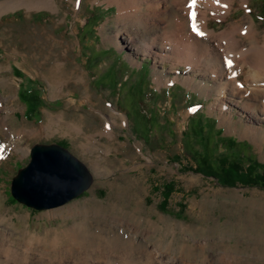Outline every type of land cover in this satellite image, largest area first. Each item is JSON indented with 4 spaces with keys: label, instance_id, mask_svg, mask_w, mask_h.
<instances>
[{
    "label": "rangeland",
    "instance_id": "374dc122",
    "mask_svg": "<svg viewBox=\"0 0 264 264\" xmlns=\"http://www.w3.org/2000/svg\"><path fill=\"white\" fill-rule=\"evenodd\" d=\"M56 2L55 11L0 13V117L8 126L0 145L14 142L0 160V217L13 244L31 248L36 264L72 263L82 243L116 259L144 262L146 249L158 248L189 264H264V188L249 185L245 171L264 166V117L250 121L234 104L221 109L216 92L195 86L213 88V78L138 51L166 19L144 11L143 29L117 22L118 7L106 0ZM164 3L175 18L174 4ZM248 13L264 31V0L236 1L226 20L209 13V28ZM118 35L139 41L121 48ZM158 77L171 82L160 86ZM34 144L68 149L93 174L90 188L49 209L18 202L11 182ZM235 161L237 182L212 176Z\"/></svg>",
    "mask_w": 264,
    "mask_h": 264
},
{
    "label": "bare ground",
    "instance_id": "6f19581e",
    "mask_svg": "<svg viewBox=\"0 0 264 264\" xmlns=\"http://www.w3.org/2000/svg\"><path fill=\"white\" fill-rule=\"evenodd\" d=\"M106 1L109 5L118 7L117 22H123L125 26L137 24L139 28L141 26L143 29L147 28L145 23L148 17L145 18V14L142 13L144 11H147L148 16L166 19L167 25L162 29L163 31L150 40H146L143 45L140 44L137 50L145 55L150 54L161 63L162 61L172 62L173 69L183 62L190 67L192 73H197L199 77L210 76L214 80L213 88L208 85H195L193 77H188L183 82L190 87L195 85L200 89L216 92V105L219 104L221 109L229 108L231 104H234L241 107L245 113H250V121L262 120L264 117V31L257 28L249 13L242 18V21L230 23L221 31L210 29L208 24L209 13H212L216 19L226 20L233 13L236 1L248 7L250 0H169L175 6L176 15L172 19L169 15L170 10L164 3L165 0ZM77 4L79 5L80 2ZM17 7L30 10L47 8L55 11L58 4L56 0H5L0 2V13ZM161 7L164 8L161 10ZM173 19L175 21L172 22ZM137 39L128 37L125 42H121L118 35L113 38V41L122 48L126 43L138 42L139 39L138 41ZM132 61L136 63L134 59ZM65 81L61 84L55 82L56 88H62ZM164 81L169 83L171 79L166 81V79L157 78L160 86L164 85ZM3 100H6V97L0 95V107ZM2 127H8L7 116L0 117V129ZM10 132L11 135L14 133ZM12 145L14 142H8V140L0 145V160L6 156L5 152ZM3 221L4 219L0 217V264H36L31 248H25L23 251V248L13 244L10 239L13 230L9 232L7 228H4ZM6 231H8L7 234ZM137 233L138 230L131 232L133 236ZM82 244L86 250L84 253L79 252L73 258L74 260L72 259L73 264H160L161 261L162 264L163 262L164 264H189L183 259L167 255L166 257L165 253L158 248L155 252L150 248L146 249L149 254L142 262L128 255L120 259H116L113 254L96 255L95 250H91L87 244ZM67 258L61 257L55 264H72L66 261ZM38 262L43 264L42 258H39Z\"/></svg>",
    "mask_w": 264,
    "mask_h": 264
},
{
    "label": "water",
    "instance_id": "95a60500",
    "mask_svg": "<svg viewBox=\"0 0 264 264\" xmlns=\"http://www.w3.org/2000/svg\"><path fill=\"white\" fill-rule=\"evenodd\" d=\"M30 153L11 182V194L20 203L38 210L58 207L93 183L88 167L60 144H34Z\"/></svg>",
    "mask_w": 264,
    "mask_h": 264
},
{
    "label": "trees",
    "instance_id": "16d2710c",
    "mask_svg": "<svg viewBox=\"0 0 264 264\" xmlns=\"http://www.w3.org/2000/svg\"><path fill=\"white\" fill-rule=\"evenodd\" d=\"M252 161V159H251ZM239 161H235L233 162V164H231V166H229L228 168L224 167V170L222 171L221 174H214L212 176H214L215 178L217 177H221L222 181L220 183L224 184H230V183H235L237 182L236 179L240 180V178H237V176L239 175V173H243L242 168L239 166ZM260 168L261 169V173H256V169ZM236 170V176L235 175H231L232 171ZM247 170H249L248 176L251 179V183H249V185H253V186H257L260 188H264V166L263 165H257V164H251L250 166H248L245 171L247 172Z\"/></svg>",
    "mask_w": 264,
    "mask_h": 264
},
{
    "label": "snow or ice",
    "instance_id": "6c2138e0",
    "mask_svg": "<svg viewBox=\"0 0 264 264\" xmlns=\"http://www.w3.org/2000/svg\"><path fill=\"white\" fill-rule=\"evenodd\" d=\"M201 35H203V33H201Z\"/></svg>",
    "mask_w": 264,
    "mask_h": 264
}]
</instances>
